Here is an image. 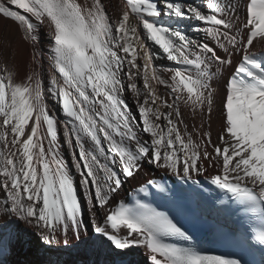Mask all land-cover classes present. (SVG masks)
<instances>
[{"label": "snow or ice", "instance_id": "snow-or-ice-1", "mask_svg": "<svg viewBox=\"0 0 264 264\" xmlns=\"http://www.w3.org/2000/svg\"><path fill=\"white\" fill-rule=\"evenodd\" d=\"M110 9L0 0V264H264V0Z\"/></svg>", "mask_w": 264, "mask_h": 264}, {"label": "bare ground", "instance_id": "bare-ground-1", "mask_svg": "<svg viewBox=\"0 0 264 264\" xmlns=\"http://www.w3.org/2000/svg\"><path fill=\"white\" fill-rule=\"evenodd\" d=\"M106 2L111 4L110 10H116L123 7L125 0H106ZM195 2L199 4L201 0H195ZM41 37H42V42H45L47 37L45 34V30L43 29L41 32ZM6 46H10L17 49V58H16L17 64L19 65L21 72L25 71L27 66V61L30 58L29 57L30 49L21 40V35L18 31L17 26L10 20L0 19V58H2V54L4 53ZM224 75H227V73H225ZM218 123H219L218 120H216L214 117V122L212 124L214 139L216 138ZM149 172L150 174L155 175L158 172V170H156L155 168H151L149 169ZM155 177H160V175ZM130 187H131L130 185H126V188H128L129 190ZM69 255L70 257L66 258L65 260L71 262L72 260L75 259L76 254L74 252H71L69 253ZM132 259L135 262L133 257Z\"/></svg>", "mask_w": 264, "mask_h": 264}, {"label": "rangeland", "instance_id": "rangeland-1", "mask_svg": "<svg viewBox=\"0 0 264 264\" xmlns=\"http://www.w3.org/2000/svg\"><path fill=\"white\" fill-rule=\"evenodd\" d=\"M160 173H162V172H159L158 171L154 176H158V175H160ZM69 257H70L69 253H67V254L64 255V259L69 258ZM132 257L135 260V264H143V261H142V252L135 253Z\"/></svg>", "mask_w": 264, "mask_h": 264}]
</instances>
